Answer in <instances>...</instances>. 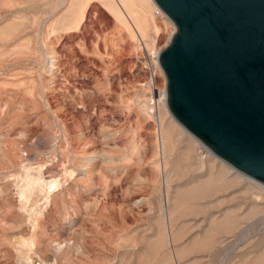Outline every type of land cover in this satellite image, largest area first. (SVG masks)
<instances>
[{"label":"rangeland","instance_id":"374dc122","mask_svg":"<svg viewBox=\"0 0 264 264\" xmlns=\"http://www.w3.org/2000/svg\"><path fill=\"white\" fill-rule=\"evenodd\" d=\"M68 6L0 0V264H264V185L160 99L173 23Z\"/></svg>","mask_w":264,"mask_h":264},{"label":"water","instance_id":"95a60500","mask_svg":"<svg viewBox=\"0 0 264 264\" xmlns=\"http://www.w3.org/2000/svg\"><path fill=\"white\" fill-rule=\"evenodd\" d=\"M166 105L218 158L264 185V0H152Z\"/></svg>","mask_w":264,"mask_h":264},{"label":"bare ground","instance_id":"6f19581e","mask_svg":"<svg viewBox=\"0 0 264 264\" xmlns=\"http://www.w3.org/2000/svg\"><path fill=\"white\" fill-rule=\"evenodd\" d=\"M86 0H69V6H68V9L69 12L67 15H65L64 17H66L69 22V24H76L78 22L77 18L81 16V12H82V6L81 8L79 7L81 4H83ZM102 2L108 6V8L114 12L117 16H119L120 18H123L122 17V14L125 13L127 16L131 17L135 23L138 25L139 29H141V26L139 24V21H138V14L136 13V5L140 7V9L142 10H147V11H150L151 10V7H154V9H152L153 11H156L157 12H161L159 9H157L155 3L152 1V0H102ZM141 12H139V15H140ZM158 52V51H156ZM159 93H160V99H163L164 101V104L166 105V93H165V88H159ZM160 104V103H159ZM162 107V106H161ZM160 119V117H159ZM160 121V120H159ZM161 125H163L162 121L160 122ZM163 127V126H162ZM164 131V130H163ZM30 176V175H29ZM24 179V178H23ZM34 178H32L33 180ZM36 180V179H35ZM34 180V181H35ZM39 180V179H38ZM36 180V181H38ZM53 179H51L52 181ZM26 181V180H25ZM41 181V180H40ZM45 181V180H44ZM50 181V180H49ZM39 182V181H38ZM37 183V182H36ZM257 183V182H256ZM27 184V182H26ZM44 184V183H43ZM42 184V185H43ZM58 184V183H57ZM260 184V183H258ZM35 185V184H34ZM33 185V186H34ZM41 185V184H40ZM28 186V185H27ZM38 186V184H37ZM48 186H54L52 182H49ZM46 187V186H44ZM23 188V187H22ZM39 188V186H38ZM51 188V187H49ZM21 189V188H20ZM29 189V188H27ZM33 191L35 188H32ZM37 189V188H36ZM46 189V188H45ZM26 190V189H25ZM43 190V189H42ZM31 191V190H30ZM48 191V190H47ZM21 194L23 195V189L21 191ZM28 195V194H26ZM23 197V196H22ZM25 197V196H24ZM26 199V198H25ZM24 202V201H23ZM30 239V238H29ZM32 241V240H31ZM58 243V241L56 242ZM60 244V243H59ZM57 245V244H56ZM60 246V245H59ZM58 246V247H59Z\"/></svg>","mask_w":264,"mask_h":264},{"label":"built area","instance_id":"2783aa9c","mask_svg":"<svg viewBox=\"0 0 264 264\" xmlns=\"http://www.w3.org/2000/svg\"><path fill=\"white\" fill-rule=\"evenodd\" d=\"M150 58H151V61H152V66L154 68V70L151 71V75L154 76L155 75V70L157 69L156 68V65L159 67L158 62H157V52L156 53H153L150 56ZM161 74H162V77H163V80H164V83L163 84H164V88H165V77H164L162 71H161ZM153 89L157 91L158 87L157 86H153Z\"/></svg>","mask_w":264,"mask_h":264}]
</instances>
